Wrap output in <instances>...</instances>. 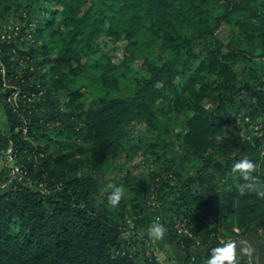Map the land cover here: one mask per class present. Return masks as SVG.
<instances>
[{
  "label": "trees",
  "instance_id": "16d2710c",
  "mask_svg": "<svg viewBox=\"0 0 264 264\" xmlns=\"http://www.w3.org/2000/svg\"><path fill=\"white\" fill-rule=\"evenodd\" d=\"M11 14L33 39H6L1 22ZM241 14L225 42L218 30ZM257 18L264 0H0V107L9 130L0 126V153L20 168L0 189V264H158L135 233L151 221L143 199L156 183L143 194L130 187L133 199L106 206L116 159L136 152L169 177L158 193L169 197L161 222L183 264H205L226 231H264V199L242 195L231 171L248 158L264 182ZM257 38L259 55L251 48ZM104 39L126 40L123 64L139 59L146 74L132 95L85 102L69 80L87 70L83 59ZM105 58L104 71L113 70ZM237 117L260 124L261 134L244 139ZM159 121L167 137L135 129L144 122L156 133ZM197 244L207 249L198 253Z\"/></svg>",
  "mask_w": 264,
  "mask_h": 264
},
{
  "label": "rangeland",
  "instance_id": "374dc122",
  "mask_svg": "<svg viewBox=\"0 0 264 264\" xmlns=\"http://www.w3.org/2000/svg\"><path fill=\"white\" fill-rule=\"evenodd\" d=\"M235 18L239 20V22H233L232 24L224 23L220 30H218L219 36L222 39H225V42L228 40L229 29L234 26L238 32V27L245 21L243 14L238 15ZM257 19L258 21H255L253 30L256 31L259 29V31H261L264 26V19ZM1 25L3 26H1L2 30L0 28L2 34H5L6 39L10 41L19 38L21 40L33 39L31 35L25 37L26 33L22 30L24 25H21L19 19L14 14L9 15L8 21H2ZM31 28H34V24H30V26L26 28V32ZM126 43V40H102L99 49L95 50L90 58L83 59V62H85V60L88 62L87 70L70 77V87L73 89L80 88L84 92L83 99L85 102H90L93 99L101 97H125L134 93L136 80L139 76L146 74V68L141 60L135 58L128 59L123 64L126 54ZM251 48H255L258 55L262 53L261 43L258 38L254 42V46ZM106 56H109L116 66L113 70H108L107 72L104 71V67L107 65ZM241 70H243V68ZM247 122L248 120L242 121L240 117H237L235 125L244 139L253 140L261 134V126L253 121L250 123ZM0 126L5 132H9L4 111L1 107ZM167 127L169 126L166 123L159 121L158 131L154 133L144 122H141L136 124L135 129L140 131L143 135H151L156 138L159 133L167 137L168 134L164 131V128ZM181 148L182 144L179 142L171 152L174 156H177L180 154ZM7 156V154L0 153V189H4L8 186L7 181L14 173V171L11 172L13 166L17 165L14 161L9 160ZM142 156L143 155L139 152H136L132 157L121 156L116 159V165H118V167L110 173L112 182L109 183L108 188L113 189L116 186V183L124 185L126 189L125 195H127L129 199H133L136 196V192L131 190L130 187L138 188L141 191V194H143L144 185H147L151 181L152 183H156L152 186L148 198L143 199L146 201L145 207L147 214L150 215L151 221L147 227H142L136 230L135 233L145 240L148 253L156 255L158 258V264H183L184 253L176 244L168 241L167 231L163 240L154 241L147 235V230L150 225L157 217L162 221L166 212L164 204L169 197L168 195H165L164 197L159 198L158 193L160 187L164 185V181L169 177L167 176L166 178L163 168L152 164L151 160H146V158L144 156L143 158ZM125 171L130 174V185L125 182ZM139 190H137V192ZM235 230L237 231L238 236H234L229 231H226V237L224 239L237 237L248 241L252 247L251 254L240 255V261H243V264H264V231H259V233H257L254 230L245 228H236ZM133 233L134 232L131 229L127 232L128 235H133ZM145 234L147 237H144ZM193 249L198 253H203V251L207 249V246L197 244Z\"/></svg>",
  "mask_w": 264,
  "mask_h": 264
},
{
  "label": "clouds",
  "instance_id": "9594fccd",
  "mask_svg": "<svg viewBox=\"0 0 264 264\" xmlns=\"http://www.w3.org/2000/svg\"><path fill=\"white\" fill-rule=\"evenodd\" d=\"M258 165L255 161L244 158L235 161L232 164L231 171L233 175L239 176L243 183L239 185V191L245 193H255L261 199H264V182H261L258 175H255ZM126 189L124 185L115 186L108 194L106 206L117 208L122 198L125 196ZM167 229L159 217L150 225L147 235L154 241L163 240ZM252 247L248 241L230 237L221 240L212 247L205 259V264H240L241 254H251Z\"/></svg>",
  "mask_w": 264,
  "mask_h": 264
},
{
  "label": "built area",
  "instance_id": "2783aa9c",
  "mask_svg": "<svg viewBox=\"0 0 264 264\" xmlns=\"http://www.w3.org/2000/svg\"><path fill=\"white\" fill-rule=\"evenodd\" d=\"M7 155H8L7 157H8L9 160L14 161L13 155L11 153L10 154H7ZM13 170H14L15 173H17V172L20 171V168H19L18 165H15V166H13Z\"/></svg>",
  "mask_w": 264,
  "mask_h": 264
}]
</instances>
